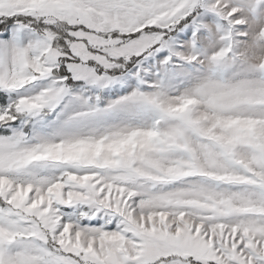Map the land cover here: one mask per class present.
Segmentation results:
<instances>
[{
    "label": "snow or ice",
    "instance_id": "1",
    "mask_svg": "<svg viewBox=\"0 0 264 264\" xmlns=\"http://www.w3.org/2000/svg\"><path fill=\"white\" fill-rule=\"evenodd\" d=\"M0 264H264V0H0Z\"/></svg>",
    "mask_w": 264,
    "mask_h": 264
}]
</instances>
